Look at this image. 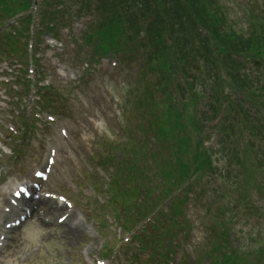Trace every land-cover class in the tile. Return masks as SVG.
I'll return each mask as SVG.
<instances>
[{
	"label": "rangeland",
	"instance_id": "rangeland-1",
	"mask_svg": "<svg viewBox=\"0 0 264 264\" xmlns=\"http://www.w3.org/2000/svg\"><path fill=\"white\" fill-rule=\"evenodd\" d=\"M39 1L40 0H38V2ZM219 1L220 3H225L226 7L228 8L229 16L232 17V15L236 14L239 10L245 11L244 7H246L247 12L249 13L247 6L251 7V1L255 3L256 0ZM260 1L263 2L264 0ZM19 16L21 17L20 14ZM87 20L88 19L77 21L76 24L69 26L64 31L70 32L76 36H80V33H82L86 27ZM101 22L103 23V20ZM94 24L95 23L92 25ZM98 26H94L90 29L92 30ZM119 37L121 38V36ZM126 39L132 40L131 42L136 44L137 40L134 41V39H131L128 36ZM79 44L82 45V50H88L84 43H80L79 41ZM145 45V43L141 44L142 51L144 50ZM72 46L73 44L71 45V48ZM103 46L104 48L106 47L105 44ZM71 48L64 44L62 48V57L67 61L72 62V64H75L71 67L78 69L81 65L80 60H84L87 55L82 54L81 59H78L76 62L75 56L70 52ZM106 48L108 49V47ZM132 49L133 48L131 45L126 46L127 52L133 51ZM141 50H136V53L142 52ZM79 52L80 49L77 50V53L75 54L78 56ZM161 52H163V55H166L167 59L164 64V67L167 70L164 72L159 70L156 71L157 73L151 71V62H156L151 61V55L149 56L148 53L147 57L145 58L146 66L145 63H142L138 69L137 65L139 63H132V61L136 63V58H133V55H128L126 58L128 64L126 65V68L123 67L120 62H117L118 67L116 66L112 68L109 66V69L103 71L100 76L97 75L94 77V79L92 78L91 82L86 87H89L88 91H93L91 98L98 101L96 102V106L87 104L86 100L81 97L78 91L75 89L71 90V88L77 87L78 84L75 86L72 83L68 84V81H57V85L60 87V102L69 109H74L70 111L72 114V120H68L70 122V128H66L68 130L70 129L72 133L74 132L73 134L75 143H77L76 147L79 148L77 150L71 149L69 152L65 150V153L68 155V163L65 164L66 169L70 164H72L74 174L77 170H81V167L77 161L78 155L80 153L85 157L90 155L97 158L111 160L112 164H115L113 161H116L117 157H124L122 147L124 146L125 142H127L126 136H131L133 140L137 138L136 135L132 133V130L127 134L122 133L120 130V125L122 127L128 128L126 118H129L130 121H132V116L138 115L141 112L139 106L137 105L133 108L130 107L131 104L135 103V101L138 102L141 100V98L137 96L136 93V88L139 86L142 88L152 87L154 89V91L157 93L155 99L158 104L161 105L159 106L156 103L155 110L160 108L163 110L161 113L165 112L167 115L172 116V119L178 122L181 131L184 132L189 138V142L184 140V146H180L182 149L180 148L179 150V157L188 163L196 153L197 142L196 139L193 140L192 130V125L194 121H196L198 123L197 128L201 131H205V134H202V136L205 141H208V143H204V147L206 145L208 147L209 144L210 146H215L212 156H206L204 154L205 151L202 148L200 153H203V156L207 161H212L211 166L217 168L218 160L223 156L222 151L219 153L221 146L220 140H223V138L226 140L227 136H232L223 132L225 130H229L228 125L230 124L229 120L232 119V112L230 108H227L226 111L223 110L224 107H220L219 112L217 111V106L219 107V96L216 95V93L221 92V94H226L227 96L232 93L229 91L234 89V85H232L231 82L228 83V81L225 80V77L221 76V78L225 80L226 85L223 84V87L221 88L214 87L212 75H215L211 72L209 67L207 68L205 66L206 63L202 57L199 58V64L204 68V72L202 73V76H196L194 73L191 74V72L182 69V65L184 64H174L172 62L174 59H171L164 47H162V51L160 50V53ZM51 55H53V50H50L47 56ZM72 56L75 60L71 59ZM243 63L245 67L252 72L256 70L261 71V69L264 68L263 64H260V67H255L253 65L254 62L252 61L248 62L247 60H243ZM172 65L177 66L176 69H173ZM194 77L195 82L192 84ZM251 79V85L253 86L254 84H257L259 81H261V78L257 76L251 77ZM79 85H82L80 88L85 87L83 86V83ZM62 89L64 91H62ZM98 89L105 91V95L100 93L99 97V94L95 91ZM231 100L233 102L231 108L234 110L237 107V99L234 97V94L231 95ZM15 101L16 99L13 100V102ZM172 101L175 102V104H172ZM141 103L146 107L149 105L148 101L140 102V104ZM84 109L89 111L87 115L88 117H86L83 113ZM175 111L178 114L177 117L175 116ZM218 117H220V121L217 123L216 119ZM13 119V121H7L4 123L5 129L0 132V134L1 136L7 135L11 137V141L10 139L7 141V148H10L11 150L12 148L15 150L18 148L19 152L14 153L13 156H4L5 153L0 150V170H3L15 180L20 181L29 176L31 168L35 166V162L38 160L39 155L33 151L35 149L33 146L35 144V140L40 141V136L43 141H47L48 139L52 138L56 124H48L45 120H43L44 122L40 123L44 129L48 128L50 135H38L32 140H29L27 145L17 147L20 142L15 136L7 131L8 126L12 124L16 125L15 121L18 122L19 118ZM150 119L151 115L149 114L144 118L140 117V125H143V122ZM73 120L77 123L78 130L75 129ZM160 125H162L166 132L171 131L170 127H168L165 122V118L161 121ZM129 126L131 129L133 125ZM181 136L182 135H180V137ZM232 143H235L234 146L237 147V138L232 136L230 144ZM40 144L41 142H39V145ZM200 144L203 145V140H201ZM239 146L238 154L241 155L239 161H237L236 156L232 153L230 157L233 159V169H237L239 173L240 170H244L243 174H245V176L242 175V177H239L236 180V184L239 187L237 191H233L234 184L227 187L230 188V190H232L234 193L232 198L228 199L227 201H220V204H223L224 206L229 205V208L226 209V219L224 220L227 225V229L225 230L227 231L225 240L229 249L228 251H230V260L227 264H264V153L258 154L256 152H252L250 149L245 151L242 145L239 144ZM114 147L118 149H114ZM176 147H178V145L176 142L173 144V139L164 138L161 145H155L150 148L149 151L147 148H145L147 158L154 157L157 159L155 176L158 180L162 177L163 168L169 162L170 156H174ZM207 149H210V147L206 148V151H208ZM262 152H264V149ZM136 155L140 156L137 150ZM204 158L199 156L198 162H202ZM74 160L75 163H71ZM222 162L223 159L220 161L221 165ZM138 163H142V161L138 160ZM67 174L70 176L69 170H67ZM139 176H135L137 177V183H139ZM1 183H3V181ZM141 184L145 185L147 182H142ZM114 185H117L116 189L119 192L120 201L125 200L127 202L132 200L131 196L127 192L123 191L124 189L121 185H119L118 179L116 180L114 178ZM170 187V183L166 181L159 191L162 196L160 200L165 199L166 196L174 191L177 186L163 196V192L167 189H170ZM215 188L219 189L218 187ZM199 189L202 191V187ZM238 194L240 196H238ZM151 195L156 196L155 193H152ZM205 201L206 200L203 201L201 199L195 201L190 200L188 202V206L190 208L188 209H184V204L178 203L176 201L178 203V207L175 208H179L180 213L185 214L188 216V218L189 216L191 217V219L189 218L193 221L191 233L194 232L195 234V242L199 244L197 245L198 248L202 251L203 249L209 251L207 258L199 256V264H222V252L218 249L214 250L215 243L212 245L213 240L209 238L210 236H208L210 224L213 222V220L215 222V219L209 217L212 213V210L211 208L206 209L204 206ZM218 202H215L213 199H211L210 206H213ZM77 205L79 208H83L82 202H77ZM114 208L117 209V207ZM85 213L87 217L84 219L88 225L93 227V230L90 231L96 236V238H93L94 240H91L90 236L88 235V237L86 236V239H84L81 235L77 240L74 239L72 241H68V239L64 237L67 231L66 228L56 230H44L40 228V231L36 230V227L31 224L20 234V237L17 239V241L13 243V248L19 247L16 255H12L10 258L7 257L0 260V264H85L86 255L81 257L82 252H85L89 258H92L93 254L99 253V255H103L108 250H112L113 248L114 254L121 255L122 252L119 251L115 245L117 242L116 232L114 234L112 228L107 225L108 221L104 222L102 220H98L99 218L96 219L94 216L89 215V210H86ZM233 218H238V221L233 223ZM100 221L101 223L105 224V226L100 229V236L97 238L96 229L98 225L100 226ZM217 234L219 235V242H215L223 245L222 242H224V240L221 237V233L219 232ZM30 248L35 250L36 253H34L31 257L33 259L30 258L25 260L24 255L28 253ZM191 249H193V247ZM189 250L190 249L187 247L183 248V251H181L179 253L180 255H178V260H180L182 257H190L193 263L197 262L198 259H196V257L198 252L194 253L190 252Z\"/></svg>",
	"mask_w": 264,
	"mask_h": 264
},
{
	"label": "trees",
	"instance_id": "trees-1",
	"mask_svg": "<svg viewBox=\"0 0 264 264\" xmlns=\"http://www.w3.org/2000/svg\"><path fill=\"white\" fill-rule=\"evenodd\" d=\"M128 1L127 0H113V1H109L107 3V5L110 7L111 12H113L114 14L119 15L116 10L117 8L120 9L119 6L121 7H125L127 6ZM119 5V6H117ZM210 7L209 5L205 6V10L208 12H203L201 14H199L198 12L195 14L196 17V22L192 23L190 21L189 18V25L190 28L194 30L195 32V37L197 34L196 29L193 28V26L195 27L196 24H199L200 26H202L203 28L206 29V31L209 33V35H212V38L214 39L216 44H220V45H214L216 47H220L222 49H225L223 53L228 54L229 52H233V50H238L240 49L244 44L242 42H240L241 38L238 37L239 34H236L234 31L232 30H225V19L223 16H221L220 18L218 17L216 12H213L212 10H209ZM204 10V11H205ZM197 39V38H196ZM199 42H205L201 39V37L199 39ZM206 43H204V47H207ZM244 48V46H243Z\"/></svg>",
	"mask_w": 264,
	"mask_h": 264
},
{
	"label": "bare ground",
	"instance_id": "bare-ground-1",
	"mask_svg": "<svg viewBox=\"0 0 264 264\" xmlns=\"http://www.w3.org/2000/svg\"><path fill=\"white\" fill-rule=\"evenodd\" d=\"M50 208H51V207H50ZM78 233H79V229H78V227H70V228L66 231L64 237H65L66 239H68V241H72L74 238H78V236H79Z\"/></svg>",
	"mask_w": 264,
	"mask_h": 264
},
{
	"label": "snow or ice",
	"instance_id": "snow-or-ice-1",
	"mask_svg": "<svg viewBox=\"0 0 264 264\" xmlns=\"http://www.w3.org/2000/svg\"><path fill=\"white\" fill-rule=\"evenodd\" d=\"M61 199H63V198H61Z\"/></svg>",
	"mask_w": 264,
	"mask_h": 264
}]
</instances>
